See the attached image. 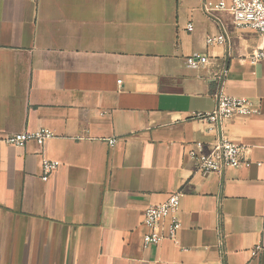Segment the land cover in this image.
<instances>
[{"label": "crops", "instance_id": "0c3cea01", "mask_svg": "<svg viewBox=\"0 0 264 264\" xmlns=\"http://www.w3.org/2000/svg\"><path fill=\"white\" fill-rule=\"evenodd\" d=\"M206 1L0 0V264H264V40ZM224 71L259 114L196 116ZM221 137L249 163L204 176L187 152ZM177 191L176 240L144 248L145 208Z\"/></svg>", "mask_w": 264, "mask_h": 264}, {"label": "built area", "instance_id": "2783aa9c", "mask_svg": "<svg viewBox=\"0 0 264 264\" xmlns=\"http://www.w3.org/2000/svg\"><path fill=\"white\" fill-rule=\"evenodd\" d=\"M206 14L214 15L218 12H228L238 27H246L254 30L264 40V0H213L206 1L202 6ZM194 29L193 23L188 24V30ZM223 33L217 36L208 37V43L226 42ZM251 61L257 63L264 60V47L258 48L250 57ZM208 56L194 54L187 58V66L197 68L201 63H206ZM227 72L224 71L217 76L218 88L214 94L216 104L210 112H200L196 116L203 120H208L213 124L221 125L227 118L233 116H247L259 114L260 108L250 98L229 95L225 89V79ZM121 83V80H119ZM53 136V133L45 128L36 131L20 132L9 136L6 142L18 146H24L29 141H36L44 144ZM114 144L115 140L109 141ZM188 157L195 163L197 170L204 176L212 173H220L227 167H239L249 163L245 157V148L229 139L221 137L210 146L202 141H196L187 152ZM58 160L45 159L43 168L47 180L52 172L58 169ZM183 191L171 193L167 199L160 203L148 205L144 210V224L148 232L144 235L143 246L150 248L168 238L176 240L181 228L179 217V207ZM261 246H256L252 251L256 255Z\"/></svg>", "mask_w": 264, "mask_h": 264}]
</instances>
